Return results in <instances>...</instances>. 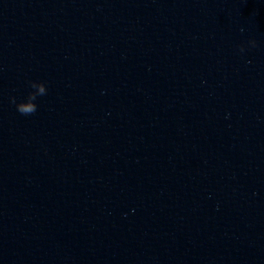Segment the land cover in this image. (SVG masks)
Here are the masks:
<instances>
[{
  "label": "clouds",
  "instance_id": "1",
  "mask_svg": "<svg viewBox=\"0 0 264 264\" xmlns=\"http://www.w3.org/2000/svg\"><path fill=\"white\" fill-rule=\"evenodd\" d=\"M257 41L255 39H248L246 42L238 45V51L244 53L246 50L256 48ZM28 87L31 89L25 98L17 100L15 96L9 97V102L15 106L16 111L22 116H32L38 111L36 103L38 97L47 95L48 89L44 82L29 81Z\"/></svg>",
  "mask_w": 264,
  "mask_h": 264
}]
</instances>
